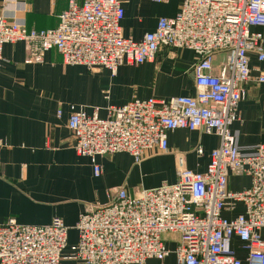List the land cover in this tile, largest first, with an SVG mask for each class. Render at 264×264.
Masks as SVG:
<instances>
[{
	"label": "built area",
	"instance_id": "built-area-1",
	"mask_svg": "<svg viewBox=\"0 0 264 264\" xmlns=\"http://www.w3.org/2000/svg\"><path fill=\"white\" fill-rule=\"evenodd\" d=\"M10 1L17 14L0 16V66L4 46L20 42L31 63L43 64L47 53L55 51L66 65L107 70L113 76L123 65L153 61L165 48L187 49L197 56L194 96L135 99L109 106L105 117L99 108L88 114L70 107L68 128L76 152L91 161L96 177L102 174L98 158L125 153L140 165L148 151H167L168 135L176 130H202L221 143L211 152L205 173L186 169L180 159L174 184L143 190L136 197L125 189L110 191L109 204L80 216L75 225L79 239L71 247L69 227L60 219L47 226L8 220L0 225V264H61L68 247L67 259L83 264L164 262L172 253L165 234L179 235L175 264H264V145L254 154H243L232 131L247 87L264 86V68L251 66L252 54L264 64V0H182L177 15L161 18L141 41L124 36L127 0H84L81 5L72 0L58 26L41 31L27 28L26 0ZM198 154H203L202 147ZM232 173L249 176L251 186L229 191ZM240 203L243 214L223 217ZM236 240L245 259L237 257Z\"/></svg>",
	"mask_w": 264,
	"mask_h": 264
},
{
	"label": "crops",
	"instance_id": "crops-1",
	"mask_svg": "<svg viewBox=\"0 0 264 264\" xmlns=\"http://www.w3.org/2000/svg\"><path fill=\"white\" fill-rule=\"evenodd\" d=\"M9 1V2H8ZM72 0H26L24 21L28 29H55L60 16ZM81 5L84 0H74ZM10 3V4H9ZM182 0H127L121 23L126 38L141 41L157 28L161 18L177 15ZM8 6V7H7ZM17 14L10 0H0V16ZM221 56H217L219 60ZM0 66V225L15 219L20 225L47 226L55 219L67 227L69 247L78 242L75 229L80 216L97 205L109 203L108 193L125 189L129 195L177 181L180 159L195 173H205L211 152L221 139L202 130H176L169 133V148L148 151L140 165L125 153L98 158L100 177L88 158L80 157L75 139L68 128L72 105L92 114L99 108L105 117L109 106H123L135 100H169L196 93L193 66L194 52L187 49H162L153 61L138 67L121 66L113 76L107 70L90 72L85 67L66 65L55 51L47 53L43 64L30 62L22 42L3 48ZM253 68H264L254 54ZM254 75L257 73L254 71ZM245 101L238 108L240 119L232 131L243 154H254L264 145V86L250 84ZM62 111L59 117L58 112ZM202 147L203 154H198ZM251 186V178L232 173L228 190L241 192ZM245 212L238 204L234 211H224L227 218ZM242 252L239 241L234 243ZM63 252L61 264H83L67 259L70 248ZM241 254L238 255L240 257ZM243 257H240L243 259ZM146 264H174L149 260Z\"/></svg>",
	"mask_w": 264,
	"mask_h": 264
},
{
	"label": "rangeland",
	"instance_id": "rangeland-1",
	"mask_svg": "<svg viewBox=\"0 0 264 264\" xmlns=\"http://www.w3.org/2000/svg\"><path fill=\"white\" fill-rule=\"evenodd\" d=\"M136 196L137 195H134L133 197H136ZM107 204H109V203H107ZM107 204H105V205H107ZM102 206H104V205H102ZM223 217L227 218V217L224 216V214H223ZM227 219H234V218H227ZM263 237H264V233H263ZM163 240L166 243V247L172 252L170 257L173 258V261H174V264H175V261H176L175 250H176V247L178 245L179 235H176V234H165V235H163ZM239 254H241L240 257H243L245 255L242 252H239ZM239 254H237V257H238ZM243 259H245V257H243Z\"/></svg>",
	"mask_w": 264,
	"mask_h": 264
}]
</instances>
